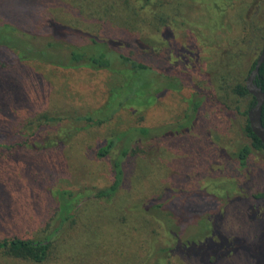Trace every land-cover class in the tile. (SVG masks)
I'll use <instances>...</instances> for the list:
<instances>
[{
    "label": "rangeland",
    "instance_id": "obj_1",
    "mask_svg": "<svg viewBox=\"0 0 264 264\" xmlns=\"http://www.w3.org/2000/svg\"><path fill=\"white\" fill-rule=\"evenodd\" d=\"M110 1L0 0V22L23 23L45 14L96 33L107 14L113 25L137 29L118 10L104 9ZM151 3L161 17L169 18L161 21L159 31L166 32L163 39L170 48L157 46L137 56L157 66L145 73L151 83L147 95L159 87L161 91L138 97L112 114H107V103L123 82L119 70L59 67L35 59L13 69L0 66V125H17L25 134L40 128L21 149L0 154V239L41 238L58 226L59 208L65 205L64 213L71 217L55 231L56 251L41 264L138 263L151 241L160 243L164 237L161 219L142 210L145 202L172 188L167 202L176 222L186 224L188 217L215 209L208 197L184 190L199 189L223 199L213 234L203 239L206 216L200 224L184 226L186 234L204 240L206 253L213 252L208 264H264V196L257 195L264 191V150H251L245 165L237 163V149L249 142L244 126L251 97L231 90L246 83L264 45V0ZM170 18L181 21L180 28ZM150 28L142 26L144 32ZM176 61L184 65V85L163 89V72ZM199 90L217 102L203 105L198 122L182 134H166ZM86 114L93 122L104 121L90 126L81 118ZM43 115L60 119L43 125ZM137 126L152 129L139 142L136 156L129 157L117 192L107 199L91 198L111 182L110 161L121 143L106 158L95 157L91 148ZM67 137L69 142L58 147ZM0 264L31 263L4 257ZM166 264L198 262L175 254Z\"/></svg>",
    "mask_w": 264,
    "mask_h": 264
},
{
    "label": "trees",
    "instance_id": "obj_2",
    "mask_svg": "<svg viewBox=\"0 0 264 264\" xmlns=\"http://www.w3.org/2000/svg\"><path fill=\"white\" fill-rule=\"evenodd\" d=\"M152 0H111L106 2L104 9L107 11L123 14L130 22L138 25L137 29H129L127 26L113 25L112 15H103L104 18L99 22L98 32L93 33L82 28L73 26L69 23L61 22L52 16L45 14L40 16H30L23 23L14 21L0 22V66L6 69H13L21 64L22 61L29 59L39 60L59 67H73L85 65L93 69H113L122 72L123 82L112 90L113 97L107 103L112 114L122 105L135 101L138 97L149 98L150 95L161 91L154 90L148 94L146 87L149 80L145 78V73L154 71L157 66L148 63L137 56L143 50H152L159 46L169 49L170 47L163 39L166 32L159 31L161 21L165 22L169 18L161 17L158 11L153 9ZM121 8V9H118ZM222 11V6L219 8ZM174 26L180 28L177 19L170 18ZM169 23L171 24V22ZM128 22V21H127ZM150 26V31L144 32L142 26ZM166 27V26H165ZM162 35V36H161ZM164 44V45H163ZM163 45V46H162ZM255 59L251 63L249 71L252 69ZM184 65L176 61L172 66L167 67V72H163V89L180 88L184 85V78H187L183 71ZM254 82L264 91V61L258 68ZM232 92L240 96L249 95L251 97L248 108L253 104L254 98L245 88V84L236 83L232 87ZM199 90V97L192 100L189 110L177 120L174 127L166 129V134H182L188 127L198 122V115L203 105L215 101L211 94H204ZM217 102V101H215ZM225 106V105H224ZM87 122L100 125L104 119L93 122L90 114L82 115ZM57 115H43L42 123L45 121H57ZM261 124L264 127V102L261 106ZM40 129V128H39ZM25 134L19 126L13 124L0 125V154H11L25 146L30 138H35L39 131ZM152 129L147 126L131 127L110 138L97 142L91 149L95 157L106 158L116 143L120 141V146L110 161L111 182L108 186L98 188L91 195V198L107 199L112 197L120 187L124 176L125 167L129 157L136 156L138 144L145 138V135ZM244 131L249 139L248 143L242 144L236 151L235 159L240 166L245 165L246 159L251 150H264V145L256 137L246 119ZM176 135V134H173ZM58 147L66 145L69 137L64 139ZM172 188H165L157 195L145 202V212L154 211V215L161 219L164 226V237L160 243L152 240L149 250L140 262L133 264H166L171 255H180L195 259L198 264H208L212 262L213 252L206 253L205 242L195 239L190 234H186L184 226L190 223H199L200 220H208V228L204 230V237L213 234L220 215V205L222 198L216 194L207 195L199 189H184L191 191L193 197L206 196L215 204L214 211L202 212L195 219L188 217L186 224L176 222L175 213L168 204L167 192ZM67 194L66 191H61ZM203 193V194H202ZM264 196V191L257 194ZM196 200V198H194ZM217 205V206H216ZM65 205L59 208L58 226L41 238H21L10 237L0 239V258H8L31 264H41L45 262L53 248L56 251L53 235L58 227L71 217L64 213ZM61 213H64L61 215ZM206 216V219L203 218ZM202 239V238H200ZM158 244V248L155 246ZM203 244V245H202ZM201 248H199V246Z\"/></svg>",
    "mask_w": 264,
    "mask_h": 264
},
{
    "label": "water",
    "instance_id": "obj_3",
    "mask_svg": "<svg viewBox=\"0 0 264 264\" xmlns=\"http://www.w3.org/2000/svg\"><path fill=\"white\" fill-rule=\"evenodd\" d=\"M264 61V45L257 54L253 67L246 76L245 88L254 98L253 104L246 110V119L252 133L264 145V127L261 124V106L264 102V91L254 82L260 64Z\"/></svg>",
    "mask_w": 264,
    "mask_h": 264
}]
</instances>
